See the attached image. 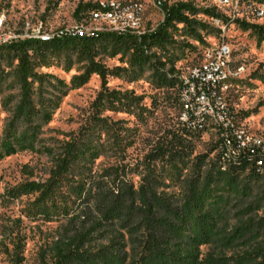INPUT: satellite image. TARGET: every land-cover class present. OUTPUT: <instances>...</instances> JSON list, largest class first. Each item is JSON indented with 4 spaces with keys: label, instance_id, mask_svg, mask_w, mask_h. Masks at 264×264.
Returning a JSON list of instances; mask_svg holds the SVG:
<instances>
[{
    "label": "trees",
    "instance_id": "obj_1",
    "mask_svg": "<svg viewBox=\"0 0 264 264\" xmlns=\"http://www.w3.org/2000/svg\"><path fill=\"white\" fill-rule=\"evenodd\" d=\"M155 2L163 19L152 30L58 32L48 40L15 38L0 45V112L6 114L0 126V161L21 151H35L43 127L54 114L55 101L93 75L100 80V90L92 105L95 116L90 129L99 138L107 133V119L99 118L103 112L123 113L137 120L143 116L141 97L132 91L108 89L107 79L119 72L133 81L148 73L146 82L157 89H174L178 103L179 71L168 51L177 27L203 43L201 32L208 24L197 17H220L214 9L200 10L191 2ZM104 11L86 4L79 5L74 15L79 20L82 13ZM243 25L261 32L260 26ZM115 57L124 68L109 70L101 63L102 58ZM61 58L66 71L75 63L81 65L82 73L72 78L69 87L38 72ZM15 90L16 94L4 98L6 91ZM181 128L141 160L131 164L120 158L103 169H93L94 162L104 156L103 146L91 142L69 140L58 149L41 150L52 163L47 180L22 185L18 195L36 194L42 203L53 202V185L73 174L74 166L81 167L79 179L73 182L75 206L64 216L65 228L54 246V264L77 262L97 241L96 249L103 257L89 264H123L125 239L141 245L131 264H264V188L255 195L249 192L252 176L264 180V175L247 168L251 160L246 158H236L234 165L225 168V163L210 159L209 154L193 156L198 132ZM133 178L138 179L137 184ZM175 183L176 191L169 192ZM231 219L235 227L227 231ZM203 244H209V251L200 259Z\"/></svg>",
    "mask_w": 264,
    "mask_h": 264
},
{
    "label": "rangeland",
    "instance_id": "obj_2",
    "mask_svg": "<svg viewBox=\"0 0 264 264\" xmlns=\"http://www.w3.org/2000/svg\"><path fill=\"white\" fill-rule=\"evenodd\" d=\"M223 1L169 0L170 4L191 2L200 10L214 9L225 29L222 33L208 25V29L201 32L203 43H199L187 36L182 26H178L168 51L176 60L174 68L179 71L177 75L181 76L202 63L206 54L225 44L230 52L227 107L238 128L264 141V0L263 3L253 0ZM86 4L112 9L113 19H96L87 12L80 14L79 20L76 19V9ZM197 18L208 24V18L202 15ZM162 19L155 0H0V45L15 38L40 39L74 30L84 33H141L154 29ZM243 24L260 26L261 32H254ZM64 62L61 58L59 62H52L50 67L39 69L38 72L53 76L69 87L72 78L82 73L81 65L75 63L66 71ZM101 63L109 70L125 67L118 57L102 58ZM147 77L148 73L145 72L139 80L133 81L124 72H119L118 76L107 79L109 90L132 91L135 96L142 98L144 112L140 120L123 113L105 111L99 118L107 119L104 129L107 133L99 138L95 131L92 132L90 128L95 116L92 105L100 90V80L93 75L86 84L66 91L60 100L55 101L56 109L51 121L43 127L35 151H21L0 161V264L55 262L54 246L65 228L64 216L69 215L75 206L73 182L79 179L77 174L81 172V167L74 166L73 174L62 177L53 185V202L49 199L42 203L36 194L18 195L22 185L47 180L52 163L41 151L43 148L58 149L62 142L69 140L103 146L104 156H100L93 167L103 169L117 163L120 158L125 163H135L148 154L151 148L159 147L163 140L181 132L178 122L180 106L177 107L179 102L175 90L167 87L157 89L146 82ZM14 94L16 90L6 91L3 96L7 98ZM5 117L6 114L0 112V126ZM115 122L121 123L112 126ZM193 152V156L209 154L210 159L225 163V168L232 165L224 156L219 139L210 130L198 132V137L193 139ZM260 177L253 175L251 178L249 192L252 195L264 188V180ZM133 182L137 184L138 179L133 178ZM175 184L169 192L176 191L178 183ZM65 194L71 195L63 198ZM234 227V219L229 220L227 231ZM125 240L127 247L121 262L131 264L138 257L141 245ZM98 244L97 241L88 246L85 250L87 254L79 256L77 262L71 264H89L103 257L96 249ZM209 244L199 247L200 259L206 258Z\"/></svg>",
    "mask_w": 264,
    "mask_h": 264
},
{
    "label": "built area",
    "instance_id": "obj_3",
    "mask_svg": "<svg viewBox=\"0 0 264 264\" xmlns=\"http://www.w3.org/2000/svg\"><path fill=\"white\" fill-rule=\"evenodd\" d=\"M227 3V1H223ZM114 11L105 9L101 19H113ZM1 25V21H0ZM210 26L224 33L220 19L213 18ZM69 34H85L74 30ZM230 52L221 44L202 63L193 66L182 74V85L178 91L179 106H185V113H179V124L189 130L195 124H203V131H212L219 139L223 154L234 165V159L251 160V168L257 175H264V141L252 137L248 132L232 123L233 114L227 107L228 86H223L225 64H229ZM206 121H213V128H206Z\"/></svg>",
    "mask_w": 264,
    "mask_h": 264
},
{
    "label": "bare ground",
    "instance_id": "obj_4",
    "mask_svg": "<svg viewBox=\"0 0 264 264\" xmlns=\"http://www.w3.org/2000/svg\"><path fill=\"white\" fill-rule=\"evenodd\" d=\"M227 1V0H224ZM159 7V4H156ZM97 15H104V13H99L97 12ZM93 16V13H92ZM96 19H101L100 16H93ZM213 24V18L208 19V25ZM51 36H46L40 38V40H48L50 39ZM182 76V75H181ZM178 87L182 85V77H178ZM223 86H228V64H225V69H224V78H223ZM180 113H185V106H180ZM232 123H235L233 120L232 116ZM206 128H213V121H206ZM191 131L194 132H201L203 131V124H195L193 125V129ZM251 164V162L249 163Z\"/></svg>",
    "mask_w": 264,
    "mask_h": 264
}]
</instances>
